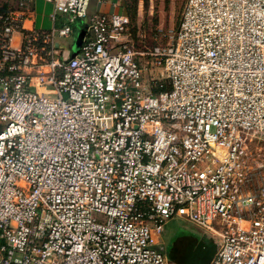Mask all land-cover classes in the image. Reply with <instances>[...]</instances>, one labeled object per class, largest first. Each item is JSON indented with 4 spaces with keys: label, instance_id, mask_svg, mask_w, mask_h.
Here are the masks:
<instances>
[{
    "label": "built area",
    "instance_id": "2783aa9c",
    "mask_svg": "<svg viewBox=\"0 0 264 264\" xmlns=\"http://www.w3.org/2000/svg\"><path fill=\"white\" fill-rule=\"evenodd\" d=\"M43 1L51 30L26 26L34 0H0V264H170L176 218L210 264H264V0H187L144 54L123 12Z\"/></svg>",
    "mask_w": 264,
    "mask_h": 264
},
{
    "label": "rangeland",
    "instance_id": "374dc122",
    "mask_svg": "<svg viewBox=\"0 0 264 264\" xmlns=\"http://www.w3.org/2000/svg\"><path fill=\"white\" fill-rule=\"evenodd\" d=\"M121 1L123 3V5H121L124 9L123 13L128 15L131 19V32L135 48L138 53L144 54L158 46H166L172 41V38L178 30L182 11L187 0ZM114 4L120 6L119 0H116ZM37 6V28L51 30L53 28V22L49 15L52 10L54 11V8H52L53 5L45 3L42 0ZM83 28L77 31L75 35L76 37L72 36V38L66 39L62 42L67 43V45H70V48H72L77 35L83 30ZM138 58L141 59L143 69H146L144 76L148 86L153 87L154 82L165 80V71L163 68L152 67V60L147 55H139ZM260 147L263 148L262 153H264V144ZM165 230L166 233L164 236L166 235L167 238L168 250L171 249V243L176 238L184 237L187 234L193 235L199 231L198 227L189 222L186 218H176L166 225Z\"/></svg>",
    "mask_w": 264,
    "mask_h": 264
},
{
    "label": "crops",
    "instance_id": "0c3cea01",
    "mask_svg": "<svg viewBox=\"0 0 264 264\" xmlns=\"http://www.w3.org/2000/svg\"><path fill=\"white\" fill-rule=\"evenodd\" d=\"M40 1H42V0H34V8L33 9H35L34 10L35 16H34L33 21H30V22L26 23V26L28 28L41 29V28H37V14H36V6L38 5V3ZM119 5L120 6H117L114 3L101 4L97 0H92L90 8H89V12L90 13H97V12H103V13L123 12L124 9L121 7V5H123V3H122L121 0H119ZM52 8H54V7L52 6ZM52 13H53V10H52V12L50 13L49 16H51ZM19 40H20V35L16 34V36H15V44L16 45L19 44ZM69 49H70V45H69ZM68 54H69V50H68V52L65 53V56L66 55L68 56ZM198 232L197 233L195 232L196 234H193V235L187 234L184 237H178L171 243L172 244L170 246L171 248L173 246L177 247V256H178V260H180V262H185L186 263L187 257L189 258L191 256V254L196 250L197 247H199L200 245H204L205 244V241H204V236L205 235H203V233L200 230ZM167 245H168L167 244V238H166V235H165L163 237L162 244L161 243L158 244V249L160 251H163L168 257L169 250L167 248ZM169 263L170 264H176L174 262H171L170 259H169Z\"/></svg>",
    "mask_w": 264,
    "mask_h": 264
},
{
    "label": "water",
    "instance_id": "95a60500",
    "mask_svg": "<svg viewBox=\"0 0 264 264\" xmlns=\"http://www.w3.org/2000/svg\"><path fill=\"white\" fill-rule=\"evenodd\" d=\"M87 26L84 25V28L80 33L77 35L75 40L74 46L72 47L71 51V58H74L80 52L81 46L83 44V40L85 38ZM204 245H200L196 248V250L191 254V256L185 262H180L177 256V247L173 246L168 252V258L171 262L176 264H210L213 260L216 252L217 246L215 243L209 239L207 236H204Z\"/></svg>",
    "mask_w": 264,
    "mask_h": 264
},
{
    "label": "trees",
    "instance_id": "16d2710c",
    "mask_svg": "<svg viewBox=\"0 0 264 264\" xmlns=\"http://www.w3.org/2000/svg\"><path fill=\"white\" fill-rule=\"evenodd\" d=\"M131 20V19H130ZM132 24V23H131ZM168 88V86H165V88L164 89H161V90H159L157 87H155V86H153L152 88H151V90L154 92V93H158V92H160V91H164V90H166Z\"/></svg>",
    "mask_w": 264,
    "mask_h": 264
}]
</instances>
